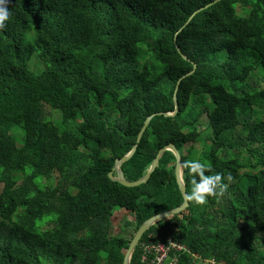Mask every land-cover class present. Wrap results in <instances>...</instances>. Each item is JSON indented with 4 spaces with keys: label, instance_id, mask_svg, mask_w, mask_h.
<instances>
[{
    "label": "trees",
    "instance_id": "1",
    "mask_svg": "<svg viewBox=\"0 0 264 264\" xmlns=\"http://www.w3.org/2000/svg\"><path fill=\"white\" fill-rule=\"evenodd\" d=\"M212 1L8 0L0 28V264H122L130 240L110 235L117 211L132 216L135 232L181 205L169 151L140 186L107 175L148 116L174 111L173 91L190 62L196 68L179 83L176 114L151 118L121 170L138 180L172 144L186 193L189 160L228 186L151 226L130 264L149 235L186 248L171 253L176 264H264V0L217 2L175 37ZM55 173L62 186L45 187Z\"/></svg>",
    "mask_w": 264,
    "mask_h": 264
},
{
    "label": "water",
    "instance_id": "2",
    "mask_svg": "<svg viewBox=\"0 0 264 264\" xmlns=\"http://www.w3.org/2000/svg\"><path fill=\"white\" fill-rule=\"evenodd\" d=\"M220 1H223V0H213L212 2L202 6L201 8L195 10L189 17L188 19L186 20V22L181 26V28L175 33V37L176 35L182 31L183 28H185L189 23L190 21L193 19V17L198 14L199 12H201L202 10L204 9H207L209 8L210 6L216 4L217 2H220ZM175 37H174V41H175ZM176 51L178 52V54L181 56V58L185 61H188L189 60L184 57L182 55V53L180 52L179 48L176 46ZM192 64V70L188 73H186L185 75H183L176 83V86L174 88V91H173V95H172V100H173V104H174V111L172 113H156V114H153L151 116H148L140 131L138 132L137 136H136V143L135 145L132 147V149L126 154L124 155L123 157H121L120 159H116L114 161V164H113V167H112V170L108 173V178L114 182H117L118 184H120L121 186H124V187H127V188H133V187H137V186H140L144 183H146L150 177V175L153 173V171L155 170V168L157 167L158 165V161L159 159L162 157V155L164 154L165 151H169L173 154L174 158H175V166H174V178H175V182H176V185L178 187V190H179V193L182 197V203L180 206L172 209V210H169V211H166V212H162V213H159L157 215H154L152 216L151 218L145 220L138 228L137 230L134 232L129 244H128V248L127 250L125 251L124 253V257H123V261H122V264H130V261H131V258H132V255L136 249V247L138 246V243L141 239V237L143 236V234L153 225L157 224L159 221H162L168 217H171V216H174V215H177L179 214L180 212H182L183 210H185L187 207H188V202L184 199V195H185V186H184V183H183V180H182V163H181V159H180V155L178 153V151L175 149V147L172 145V144H168L166 146H164L163 148L159 149L158 152L156 153V156L154 157L153 161L151 162L147 172L141 177L139 178L138 180L134 181V182H129L127 181L125 178H124V175H123V172L121 170V165L123 163H125L126 161H128L131 156L133 155V153L135 152L136 150V147H137V144L139 143L146 127L148 126V123L149 121L151 120L152 117H154L155 115H162L164 117H172L176 114L177 112V109H178V104H177V99H176V95H177V92H178V88H179V83L182 79L186 78L187 76L191 75L196 66L194 63L190 62ZM115 173V176L112 177V173Z\"/></svg>",
    "mask_w": 264,
    "mask_h": 264
},
{
    "label": "clouds",
    "instance_id": "3",
    "mask_svg": "<svg viewBox=\"0 0 264 264\" xmlns=\"http://www.w3.org/2000/svg\"><path fill=\"white\" fill-rule=\"evenodd\" d=\"M8 0H0V28L4 27L5 21L9 19V9L7 7ZM185 167L188 168L191 177V191L185 193L184 199L192 201L196 204H204L206 197L222 194L227 184L222 182V177L219 172L205 174L207 166L199 160H189L185 162ZM225 179L231 180L228 176Z\"/></svg>",
    "mask_w": 264,
    "mask_h": 264
},
{
    "label": "built area",
    "instance_id": "4",
    "mask_svg": "<svg viewBox=\"0 0 264 264\" xmlns=\"http://www.w3.org/2000/svg\"><path fill=\"white\" fill-rule=\"evenodd\" d=\"M148 236L144 242L139 245L138 258L136 264H176L177 258L172 252H185L186 248L168 236L164 241H160L155 236Z\"/></svg>",
    "mask_w": 264,
    "mask_h": 264
},
{
    "label": "rangeland",
    "instance_id": "5",
    "mask_svg": "<svg viewBox=\"0 0 264 264\" xmlns=\"http://www.w3.org/2000/svg\"><path fill=\"white\" fill-rule=\"evenodd\" d=\"M34 62V60H31V65ZM107 105V104H104ZM48 117L53 121V122H60V115L57 112L54 111H48L47 113ZM200 124H201V130L206 126L207 124V118L203 117L200 120ZM19 133V134H18ZM18 133H14L15 135H20L21 140L17 141L18 145L22 144V136H21V132L18 131ZM15 137V136H14ZM202 144H204V140L201 139V142L199 144V146L201 147ZM63 184V180L60 177V175L58 174H53V176L50 178V180L48 181H44L43 185L50 187L51 189H59ZM119 212V211H117ZM132 221V216L130 214L125 213V215L123 216H116L114 218V225H112L109 229L110 231V235L111 236H120L122 238L131 240L133 234H134V230L132 226H128L129 223ZM51 228V226H47L45 225L43 227V229H49Z\"/></svg>",
    "mask_w": 264,
    "mask_h": 264
},
{
    "label": "crops",
    "instance_id": "6",
    "mask_svg": "<svg viewBox=\"0 0 264 264\" xmlns=\"http://www.w3.org/2000/svg\"><path fill=\"white\" fill-rule=\"evenodd\" d=\"M123 215H125V213L124 212H122V211H119V212H117L115 215H114V218L116 217V216H123ZM114 222V221H113ZM112 225H114V223L112 224Z\"/></svg>",
    "mask_w": 264,
    "mask_h": 264
}]
</instances>
